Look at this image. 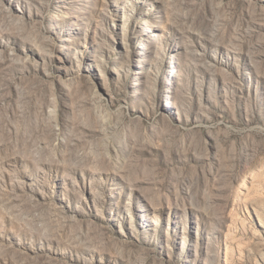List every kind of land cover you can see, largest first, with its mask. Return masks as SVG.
Wrapping results in <instances>:
<instances>
[{"label":"rangeland","instance_id":"rangeland-1","mask_svg":"<svg viewBox=\"0 0 264 264\" xmlns=\"http://www.w3.org/2000/svg\"><path fill=\"white\" fill-rule=\"evenodd\" d=\"M0 264H264V0H0Z\"/></svg>","mask_w":264,"mask_h":264}]
</instances>
